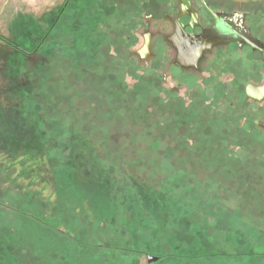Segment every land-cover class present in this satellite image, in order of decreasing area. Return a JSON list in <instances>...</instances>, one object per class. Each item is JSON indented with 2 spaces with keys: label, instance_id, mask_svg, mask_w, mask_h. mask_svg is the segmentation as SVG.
<instances>
[{
  "label": "rangeland",
  "instance_id": "obj_1",
  "mask_svg": "<svg viewBox=\"0 0 264 264\" xmlns=\"http://www.w3.org/2000/svg\"><path fill=\"white\" fill-rule=\"evenodd\" d=\"M175 5L0 0V264L105 261L91 249L149 264L195 229L248 241L264 264V112L234 79H254L259 57L223 46L181 69L166 42ZM206 5L245 13L264 42V0ZM37 232L50 241L22 254Z\"/></svg>",
  "mask_w": 264,
  "mask_h": 264
},
{
  "label": "flooded vegetation",
  "instance_id": "obj_2",
  "mask_svg": "<svg viewBox=\"0 0 264 264\" xmlns=\"http://www.w3.org/2000/svg\"><path fill=\"white\" fill-rule=\"evenodd\" d=\"M199 1H196V6L194 5V0H178V5H175V7L168 12L165 13L164 19L165 20H172L173 26H174V31L173 33L166 38V42L175 50L173 45L168 42V38L171 37L176 30L175 27V21L180 20L182 24L186 26V32L187 33H194V34H201L204 29H213L217 31L219 34H222L227 37H231L234 39H238L240 42H244L245 36L242 34L238 33L235 29V26L241 23L244 31H246L247 36L251 40H257L261 44H264V42L256 35L253 34V31L251 28L247 27L246 22V15L245 13L242 12H236V11H214L211 8L206 5V7L199 6ZM201 4V3H200ZM195 15L196 18H192L190 15ZM232 14H237L238 16L229 18L226 16L232 15ZM189 24H192L194 26V29L189 26ZM148 37L150 40V36L146 35L145 38ZM244 44V43H243ZM232 47L234 49L239 50L240 52H243L247 50L248 54L258 56L259 60L256 61V70H255V78L250 79L248 76L241 75L238 78H234L235 82L237 80L240 82L242 89H241V98L248 104V105H255L258 108L261 109L262 112H264V46H257V49H253L252 47L248 45H242V47L235 42L229 43V44H219L213 48L211 52H207L204 54L203 59L201 60L199 64V68L201 66V63L204 62L209 54H212L215 52L217 49L220 47ZM176 52V60H177V51ZM141 58L142 55H140ZM145 56V55H144ZM249 56V55H248ZM175 60V62H176ZM245 60H242L241 58H234L232 60V64L234 67H232L233 70L239 69L240 71L243 69V66L245 64ZM177 64V62H176ZM178 65V64H177ZM242 65V67H240ZM179 66V65H178ZM180 67V66H179ZM181 68V67H180ZM183 69V68H181ZM186 70V69H183ZM193 70V69H189ZM187 70V71H189ZM198 70H193V71H198ZM243 71V70H242ZM240 74L241 72L238 71ZM240 78V80H239ZM248 88H251L252 95L249 94ZM256 90H261L263 93L258 96L256 94ZM253 125L257 129H261L264 131V120H258L255 119L253 120Z\"/></svg>",
  "mask_w": 264,
  "mask_h": 264
},
{
  "label": "crops",
  "instance_id": "obj_3",
  "mask_svg": "<svg viewBox=\"0 0 264 264\" xmlns=\"http://www.w3.org/2000/svg\"><path fill=\"white\" fill-rule=\"evenodd\" d=\"M201 231L195 229L192 230L190 233L187 232L186 235H184L186 237L185 238L186 240L185 239L181 240V242L183 243H180L178 247H176L175 249L171 244H169L168 247L167 245H164V247L165 248L167 247V249H169L170 251L172 249L169 255H166L164 258H161L160 256L156 257V255L153 254L144 253L146 255V260L148 261L149 264H159L162 261L163 264H253L252 253L249 250L248 245L246 244L248 241L247 242L245 241L246 243L235 241L232 243V245L229 244V247H227L225 244L223 245L222 242H219L217 240H214L212 243L209 244V242H205L203 240L204 239L203 237H205V235L201 233ZM42 233L43 232H37V234H35V238L29 236V238L25 239V241L20 242L21 253L24 254L30 252L29 250H27V246L34 248L37 247L36 249H39L40 243L43 244L45 240L48 243L50 241L49 239L46 238L48 236H45ZM253 233L254 232H247L244 230L243 232L239 233V236L241 237L238 238L251 237ZM43 238L45 240H43ZM234 239L236 240L237 238L235 237ZM227 248L228 249L230 248V250H228ZM256 248L259 249V247L257 246ZM54 251L59 252V250L57 251L56 249ZM127 252L128 251H121L119 256L116 257L119 258L121 254L126 255ZM44 253H46V251ZM89 254L91 255L94 254L95 257L105 256L106 258L104 259L105 261H99V262L100 264H104L107 262L108 257H106V255L108 256V250L91 249L89 250ZM257 254H261V253L258 252ZM150 255H153V257L157 258V260L154 262H150L149 260V258L151 257ZM135 259L137 260V261L135 260L137 263H140L139 256H136ZM115 260L117 261V259ZM116 264H124V263L118 262Z\"/></svg>",
  "mask_w": 264,
  "mask_h": 264
},
{
  "label": "water",
  "instance_id": "obj_4",
  "mask_svg": "<svg viewBox=\"0 0 264 264\" xmlns=\"http://www.w3.org/2000/svg\"><path fill=\"white\" fill-rule=\"evenodd\" d=\"M193 19L196 18L195 15H190ZM237 14H232L229 16H226L229 18L236 17ZM191 28L194 29V26L192 24H189ZM175 33L168 38V42H170L175 50L177 51V64L186 70L193 69L198 70L199 64L201 60L203 59V56L207 52H211L213 48L219 44L225 43L229 44L232 42L238 43L241 47L242 45H248L252 47L253 49H257L258 45L264 46V44H261L257 40H251L247 36L246 31H244L241 23L237 24L235 26V29L238 33L245 36L244 42H240L238 39H234L231 37L224 36L222 34H219L217 31L213 29H204L201 34L197 35L194 33H187L186 32V26L181 23L180 20L175 21ZM145 46L141 52H139L140 55L144 58L147 54V49L149 47V39L148 37L145 38ZM244 43V44H243ZM145 55V56H144ZM249 94L252 95L251 88H248ZM263 92L261 90H256V94L260 96ZM264 126V125H263ZM150 262H154L157 260V258L150 257Z\"/></svg>",
  "mask_w": 264,
  "mask_h": 264
}]
</instances>
